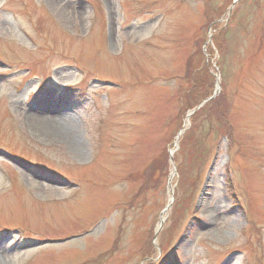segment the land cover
Listing matches in <instances>:
<instances>
[{"label": "rangeland", "instance_id": "1", "mask_svg": "<svg viewBox=\"0 0 264 264\" xmlns=\"http://www.w3.org/2000/svg\"><path fill=\"white\" fill-rule=\"evenodd\" d=\"M0 264H264V0H0Z\"/></svg>", "mask_w": 264, "mask_h": 264}, {"label": "trees", "instance_id": "2", "mask_svg": "<svg viewBox=\"0 0 264 264\" xmlns=\"http://www.w3.org/2000/svg\"><path fill=\"white\" fill-rule=\"evenodd\" d=\"M218 15H220V14H218ZM213 18H215V17H212L211 19H213ZM216 27V26H215ZM225 32V30L223 29L222 31H219V32H217L216 34H215V36H214V42H215V44H216V47L218 48V50L220 49H222L223 48V42H222V36H223V33ZM210 50L212 51V52H214L213 51V49L212 48H210ZM209 51V50H208ZM203 53V52H202ZM204 56V55H203ZM204 82H205V79H204ZM212 85H213V83H210L209 82V84L207 85L208 87H212ZM207 86H206V89H207ZM208 95H209V93L208 94H205L203 97H202V99H206V97H208ZM221 96H222V94H219L216 98H214L213 100H210V101H208L207 103H205V105H204V107H201L200 108V111H202V113L204 112V111H206V109H208L209 107H211V106H213V107H215V108H217V106H218V104H220V101H222V99L223 98H221ZM185 97H187V106L188 107H190V106H192V105H194V104H196V99H191L190 101L188 100V95H186L185 94ZM188 110V109H187ZM200 111H197L196 113H194L192 116H193V120L194 121H196L197 119H198V116H199V112ZM225 114H226V112H225V110L224 111H222V113H221V115H223V118H225ZM193 121V122H194ZM193 128V127H192ZM192 128H190L189 130H188V132L185 134V139H186V141L188 140V135L191 133V130H192ZM183 137V138H184ZM192 144H194V141H193V143ZM193 146H195V145H193ZM186 149L187 150H189L188 149V145H186ZM192 152V151H191ZM191 152H190V156L188 157V160H187V167L188 168H190V166H192L193 164H194V161H191L192 160V156H191ZM162 158H163V160H164V162H162V161H160V159H159V157H156L151 163H150V165H149V167L147 168V169H145V174L148 176V179H153V178H155V176L157 175V172L158 171H160V169H163L164 168V171L166 172L167 171V164H168V152H167V150H166V152H164V155L163 156H161ZM183 167V169H184V165L182 166ZM144 173V172H143ZM226 181H227V184H228V186H229V191L230 192H232V194H233V191H235L234 190V187H233V180H232V178L230 177V175H227V177H226Z\"/></svg>", "mask_w": 264, "mask_h": 264}, {"label": "water", "instance_id": "3", "mask_svg": "<svg viewBox=\"0 0 264 264\" xmlns=\"http://www.w3.org/2000/svg\"><path fill=\"white\" fill-rule=\"evenodd\" d=\"M217 70H218V68H217ZM219 91H220V86H219V83L217 82V86H216V89H215V91H214V93H213V95H211L210 97H208V98H206L196 109H194L189 115H188V117L192 114V113H194L198 108H200L205 102H207V101H209V100H211V99H213L218 93H219ZM182 133V130L181 131H179V133H178V135H177V138H176V142H175V144L176 145H178V139H179V135ZM170 159L171 160H173V152L172 151H170ZM175 172V171H174ZM209 175H210V172L208 173V177H207V179H206V182H208V179H209ZM45 243L46 242H51V241H44Z\"/></svg>", "mask_w": 264, "mask_h": 264}, {"label": "bare ground", "instance_id": "4", "mask_svg": "<svg viewBox=\"0 0 264 264\" xmlns=\"http://www.w3.org/2000/svg\"><path fill=\"white\" fill-rule=\"evenodd\" d=\"M62 103H63V102H62ZM63 109H64V108H62V107H60L59 109H57V111H60L59 114H57V115H59V117L65 119V120H66V119L71 120V118H70L69 115L66 116V114H65V113H66V110L62 111ZM59 117H58L57 119H59ZM44 119H45V120H44ZM49 119H50V118H48V117H47V118H43L42 121H38V122H39L38 124H39L40 126L44 127V128H47V127H49L50 124H51V123H50V122H51V121H50L51 119H50V120H49ZM188 119H189V118H188ZM52 120H53V119H52ZM171 150H172V149H171ZM174 151H175V149L172 150V152H174ZM174 153H175V152H174Z\"/></svg>", "mask_w": 264, "mask_h": 264}]
</instances>
